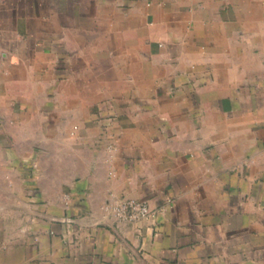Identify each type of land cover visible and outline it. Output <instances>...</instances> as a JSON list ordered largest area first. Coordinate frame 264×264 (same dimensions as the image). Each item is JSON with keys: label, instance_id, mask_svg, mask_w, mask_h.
<instances>
[{"label": "crops", "instance_id": "1", "mask_svg": "<svg viewBox=\"0 0 264 264\" xmlns=\"http://www.w3.org/2000/svg\"><path fill=\"white\" fill-rule=\"evenodd\" d=\"M0 264H264V0H0Z\"/></svg>", "mask_w": 264, "mask_h": 264}, {"label": "built area", "instance_id": "2", "mask_svg": "<svg viewBox=\"0 0 264 264\" xmlns=\"http://www.w3.org/2000/svg\"><path fill=\"white\" fill-rule=\"evenodd\" d=\"M111 212L115 218L127 222L150 219L154 214L147 202L136 199L116 201Z\"/></svg>", "mask_w": 264, "mask_h": 264}]
</instances>
